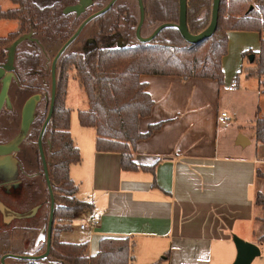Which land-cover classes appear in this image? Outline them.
<instances>
[{
    "label": "crops",
    "instance_id": "crops-1",
    "mask_svg": "<svg viewBox=\"0 0 264 264\" xmlns=\"http://www.w3.org/2000/svg\"><path fill=\"white\" fill-rule=\"evenodd\" d=\"M14 7L10 0H0L2 11ZM18 27L15 19H0V34ZM253 33L260 44L264 31ZM242 68L243 58L229 59L227 51L221 84L201 77L140 76L153 105L138 129L143 132L160 123L149 137L136 142L132 153L146 169L124 170L119 153L96 151L95 130L80 125L79 107L73 117L68 90L69 132L80 154V161L70 165L69 176L77 185L75 197L90 208L75 214L69 230L60 232L58 239L87 243L90 256L101 238L128 237L133 243L129 264H233L237 236L260 249L250 264H264V243L258 240L264 232V208L254 203L257 192L264 194V179L256 176L264 166V142L255 139L252 129L257 118H264V76H248ZM221 111L228 112L229 121H218ZM19 148L18 144L0 155V192L12 189L17 180ZM0 205V228L27 224L1 195ZM91 216L97 225L81 229ZM43 226L27 243L30 248L43 240Z\"/></svg>",
    "mask_w": 264,
    "mask_h": 264
},
{
    "label": "trees",
    "instance_id": "trees-1",
    "mask_svg": "<svg viewBox=\"0 0 264 264\" xmlns=\"http://www.w3.org/2000/svg\"><path fill=\"white\" fill-rule=\"evenodd\" d=\"M10 1L16 7L6 11L0 9V19H15L19 27L0 37V53L25 34H30L32 45L40 48V51H18L16 47L14 55V72L17 67L19 78L22 75V83L26 81L24 76L29 77L31 82L23 84L24 87L32 88L34 85L33 94L40 95L26 136L28 140L37 141L50 104L52 59L74 33L80 19L74 17L71 11H65L74 0H58L50 5H39L33 0ZM186 1L188 31L197 34L210 22L212 0ZM143 5L145 27L155 29L162 23L178 22L179 0H143ZM121 9L127 10L117 4L94 18L98 27L95 44H85L83 52L64 51L56 62L54 108L42 136L51 188L58 203L53 212L49 253L38 260L6 257L4 264H129L132 259L133 243L128 237L101 238L97 252L90 256L86 255L87 243H68L58 239L60 232L69 230L75 214L90 208L88 202L75 197L77 185L69 176L70 165L80 161L79 150L69 132L71 109L65 105L69 72H74L85 94L87 107L78 110V120L80 125L94 128L96 151L119 153L120 165L124 170L146 169V166L138 165L133 160L132 153L136 142L149 137L160 123L150 124L143 132L138 129L139 120L150 115L153 105L140 76L201 77L214 79L221 84L224 77L222 57L227 53V32L264 31V0H220L214 33L197 43L187 42L176 27H165L150 42L116 45L117 38L113 31L121 28ZM250 54H253V60L251 66L244 68V72L248 76L261 78L264 76V38L260 39L257 51H246L243 55L249 59ZM252 129L255 139L264 142V118H257ZM37 156L42 180L46 183L38 149ZM18 167L22 171L21 164ZM256 176L264 179V168H258ZM47 198L49 200V193ZM254 203L264 208V194L257 192ZM258 240L264 243V232ZM23 246L13 241L7 227L0 228V264L4 254L44 253L46 239L32 252L24 251Z\"/></svg>",
    "mask_w": 264,
    "mask_h": 264
},
{
    "label": "rangeland",
    "instance_id": "rangeland-1",
    "mask_svg": "<svg viewBox=\"0 0 264 264\" xmlns=\"http://www.w3.org/2000/svg\"><path fill=\"white\" fill-rule=\"evenodd\" d=\"M39 5H50L52 3L57 2L58 0H33ZM104 3V2H103ZM128 6L132 8L133 2L128 0ZM16 5V4H15ZM15 8V7H14ZM131 11L136 14V11L131 9ZM81 16L80 18H82ZM11 24V23H10ZM16 23H13L12 30H15L17 27ZM152 28H147L143 26L140 29V37H147L150 30ZM127 30V29H126ZM9 30L6 32H1V36L7 35ZM237 31H228L227 32V51L229 52V59H233L236 62L242 57L243 58V68L242 72H244V68L247 66L248 56H244L243 54L246 51L254 52L259 47V38L255 31H242L245 33H236ZM130 33V41L128 43H138V39L133 35L132 31ZM234 33V34H232ZM95 29L91 26V22L88 23L80 32L75 41L71 42L69 46L66 48V52L69 51H79L83 52L85 47L82 45L81 41L86 37H94ZM264 38V37H263ZM31 39H24L21 41L18 46V51L31 50L34 49L36 51H40L39 46L32 45ZM116 43L122 44L121 39H117ZM7 50L0 53V64H4L6 61ZM16 66V65H15ZM18 68L15 69V80H11V84L9 87V98L12 104V108L10 110H5L3 107L0 111V142L8 141L17 135L20 137V110L26 98L31 96L34 92V85L32 88L24 87L23 84H29L31 79L27 76H24L26 79L25 83H22V75L21 79L19 78ZM21 83V84H20ZM69 90L67 105L74 109L73 117L76 118V112L78 109H84L87 106L85 94L83 89L79 85V82L75 79V74L73 71L69 72L68 79V88ZM49 136V135H48ZM19 150L15 155V159L17 162V180L12 185V189L9 191L5 189V191H1L0 195L8 203L9 208L14 209V206L17 210H19L22 214L27 215L21 218V221H26L27 224L19 223L17 226H12L8 229L11 233V237L13 241L18 245H24L22 248L24 251L29 252L33 251L35 248H30V244H27L32 240L34 234L40 227L43 225L46 226V218L49 210V200L47 198V186L46 183L42 180L41 170L38 163L37 156V144L36 140H28L23 138L19 142ZM18 164H22V171L19 169ZM264 168V166H263ZM262 168V169H263ZM25 173H32L29 177H27L25 182L28 181L29 184L27 186L17 185L21 178H24ZM58 204L55 202V205ZM14 205V206H13ZM16 218V217H13ZM11 218V220L13 219ZM19 227L23 228L20 229ZM2 228V227H1ZM26 228V231H24ZM85 232V231H82ZM25 240L26 243L22 242ZM28 245V246H27Z\"/></svg>",
    "mask_w": 264,
    "mask_h": 264
},
{
    "label": "water",
    "instance_id": "water-1",
    "mask_svg": "<svg viewBox=\"0 0 264 264\" xmlns=\"http://www.w3.org/2000/svg\"><path fill=\"white\" fill-rule=\"evenodd\" d=\"M115 2V0H110L102 9L95 12L94 14L88 16L85 18L77 27V29L74 31V33L61 45V47L58 49L56 54L54 55L52 62H51V95H50V104L48 113L46 115V118L44 122L42 123V126L40 128L38 137H37V149L39 156L41 158L42 166H43V174L46 181L47 190L49 193V214H48V220L47 225L43 226L41 233L43 239H46V249L45 252L38 255H14V254H4L1 257V263L4 264V259L6 257H14V258H21V259H29V260H38L45 258L50 249L51 245V235H52V227H53V212L55 208V200L51 188L50 178L48 174V167L47 162L45 159V154L43 151L42 146V136L46 129V126L48 122L51 119L53 108H54V100H55V88H56V62L59 58V56L66 50V48L69 46L71 42L75 40V38L78 36L82 28L85 26V24L94 18L95 16L104 13L107 11ZM219 4L220 0H212V9H211V18L209 24L199 33L192 34L188 31L187 25H186V11H187V1L186 0H179V17L177 23H162L158 25L154 31L147 37H140V27L144 18V10L142 1L139 0V7H140V20L139 24L136 29V37L139 42H150L163 28L165 27H176L181 36L189 43H197L209 36H211L217 26V19H218V10H219ZM75 6H68L65 8V11H72L74 10ZM77 8V7H76ZM251 8V7H250ZM80 11V10H79ZM24 39H31L30 34H25L20 37H18L16 40H14L7 48V56L6 61L4 64H0V111L4 107V105L7 106V108L10 110L12 108V104L9 98V87L11 84V80H15V72H14V55L15 50L18 44L23 41ZM253 60V54L249 55V62H252ZM40 99L39 94H32L28 98L25 99L21 110H20V132L21 136L14 137L6 143H0V155L8 153V149L10 147H15L19 144V142L26 138L31 122L34 118V112L36 104L38 103ZM240 138L245 142L248 143V139L240 135ZM0 210L2 211L3 208L0 205ZM17 217H23L27 216L24 214H15ZM237 254L236 258L234 260L233 264H250L251 261L258 255H260V249L259 247L251 242L245 241L237 236H233Z\"/></svg>",
    "mask_w": 264,
    "mask_h": 264
},
{
    "label": "flooded vegetation",
    "instance_id": "flooded-vegetation-1",
    "mask_svg": "<svg viewBox=\"0 0 264 264\" xmlns=\"http://www.w3.org/2000/svg\"><path fill=\"white\" fill-rule=\"evenodd\" d=\"M110 0H82V2L81 1H79V0H74L73 1V3H71L70 5L71 6H75L74 7V10H72L71 11V13L74 15V17H76V18H79L80 19V23L85 19V18H87L88 16H90V15H92V14H94L95 12H97V11H99L100 9H102L108 2H109ZM142 1V5H143V0H141ZM104 2V3H103ZM130 2H131V0H130ZM132 2H133V5H132V8H130L129 6H128V0H115V2L113 3V5L110 7V8H112V7H114V6H116L117 4H120L121 6H124V7H126V9L127 10H122L121 11V13H120V16H121V18H122V21H121V28H119V30H115V31H113V34H115L114 35V37L115 38H117V39H121L122 40V44H118V43H116V41H115V44L116 45H124V44H127L128 43V41H130V33H129V31H132L133 32V35L136 37V29H137V26H138V24H139V20H140V7H139V0H132ZM77 7V8H76ZM109 8V9H110ZM131 9L133 10H135L136 11V14H134L132 11H131ZM80 10V11H79ZM143 10H144V5H143ZM102 14V13H101ZM100 15V14H99ZM99 15H97V16H99ZM127 15H128V17H127ZM81 16H83L82 18H80ZM97 16H95L94 18H96ZM130 16H132V18L130 19ZM94 18H92L91 20H89L86 24H85V26L88 24V23H90L91 22V26L95 29V36L94 37H86L85 39H83L82 41H81V43H82V45L84 46L85 44L86 45H89V44H95V40H96V38H97V35H98V27H97V25L94 23ZM136 22V23H135ZM145 24H146V17H145V12H144V18H143V21H142V24H141V27H140V29L143 27V26H145ZM79 26V25H78ZM77 26V27H78ZM84 26V27H85ZM83 27V28H84ZM82 28V29H83ZM147 28H152L153 29V27H147ZM77 29V28H76ZM75 29V30H76ZM127 29V30H126ZM150 30V32L152 31H154V29L153 30ZM82 31V30H81ZM80 31V32H81ZM150 32H149V34H150ZM140 33V32H139ZM80 34V33H79ZM78 34V35H79ZM148 34V35H149ZM125 35H126V39H125ZM147 35V36H148ZM78 37V36H77ZM137 38V37H136ZM116 39V40H117ZM76 40V39H75ZM74 40V41H75ZM21 167H22V165H21ZM32 173H25V175H27V176H24V178H21V181H20V186L22 185H24V186H27V184H29L28 183V181L27 182H25L26 180H24V179H26L27 177H29L30 175H31Z\"/></svg>",
    "mask_w": 264,
    "mask_h": 264
},
{
    "label": "built area",
    "instance_id": "built-area-1",
    "mask_svg": "<svg viewBox=\"0 0 264 264\" xmlns=\"http://www.w3.org/2000/svg\"><path fill=\"white\" fill-rule=\"evenodd\" d=\"M230 120V115L226 111H221L218 115L219 122H227ZM97 225V219L94 216L88 218V220L84 223L80 224L81 229H89L92 230Z\"/></svg>",
    "mask_w": 264,
    "mask_h": 264
}]
</instances>
